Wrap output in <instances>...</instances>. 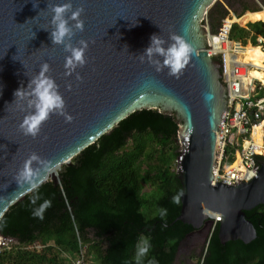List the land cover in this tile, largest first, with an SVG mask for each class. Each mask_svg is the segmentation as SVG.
<instances>
[{"label": "water", "instance_id": "water-1", "mask_svg": "<svg viewBox=\"0 0 264 264\" xmlns=\"http://www.w3.org/2000/svg\"><path fill=\"white\" fill-rule=\"evenodd\" d=\"M218 2L0 0V220L128 116L158 109L176 115L182 144L177 221L193 232L178 253L218 216L222 245L254 241L246 213L264 205L263 149L249 182L212 185L228 104L204 28L214 34Z\"/></svg>", "mask_w": 264, "mask_h": 264}, {"label": "trees", "instance_id": "trees-1", "mask_svg": "<svg viewBox=\"0 0 264 264\" xmlns=\"http://www.w3.org/2000/svg\"><path fill=\"white\" fill-rule=\"evenodd\" d=\"M247 3L218 2L209 24L216 34L228 8L240 23L254 22L234 24L230 39L251 42L240 63L264 70L256 47L264 39V10ZM178 132L176 115L158 109L121 121L63 167L59 183H44L3 215L0 235L12 242L0 248V264H175L180 243L193 232L177 221ZM246 217L254 241L222 245L216 224L196 264H264V205Z\"/></svg>", "mask_w": 264, "mask_h": 264}, {"label": "built area", "instance_id": "built-area-1", "mask_svg": "<svg viewBox=\"0 0 264 264\" xmlns=\"http://www.w3.org/2000/svg\"><path fill=\"white\" fill-rule=\"evenodd\" d=\"M228 11L229 15L221 21L216 34L210 36L207 21L204 28L208 32L207 53L215 59L219 58L222 65L221 81L227 87L228 96L226 111L221 116L216 133V162L212 171V185L221 182L224 185L234 186L239 178L249 182L255 177L252 172L254 149L260 148L264 151V81L250 76L251 71L258 70L263 74L264 71L250 64L239 63L245 59L246 50L254 46L251 42L243 45L230 39L232 26L242 25L236 20L237 17L230 10ZM256 47L262 49L264 53L262 37L257 38ZM178 146L180 153L182 144ZM177 164L176 160V169ZM219 220L220 218L216 219V222ZM7 241L12 242L6 239L0 248L7 246L5 244Z\"/></svg>", "mask_w": 264, "mask_h": 264}, {"label": "rangeland", "instance_id": "rangeland-1", "mask_svg": "<svg viewBox=\"0 0 264 264\" xmlns=\"http://www.w3.org/2000/svg\"><path fill=\"white\" fill-rule=\"evenodd\" d=\"M219 1H220V3H223V5H225V7H227L226 6L227 0H219ZM259 4H261L260 0H248V3H247L248 6H252V7H253V5H257L258 8L260 6ZM228 9L233 13V15H235V12L233 10H231L230 8H228ZM248 23H254V22H247L245 24H242V23H240V24L242 26H246ZM251 70H253V69H251ZM211 230H212V226L208 225L205 228V230H203L199 233H196L193 237L189 238L186 241V243H184V245L182 246L175 264H180V263L196 264V260L200 257V255L203 251V248L205 247V243L207 241V238L209 237V235L211 233ZM9 243H8V241L5 242L6 245H8ZM13 243H15V242H13ZM37 249H39V247H37ZM75 264H78V263H75Z\"/></svg>", "mask_w": 264, "mask_h": 264}, {"label": "bare ground", "instance_id": "bare-ground-1", "mask_svg": "<svg viewBox=\"0 0 264 264\" xmlns=\"http://www.w3.org/2000/svg\"><path fill=\"white\" fill-rule=\"evenodd\" d=\"M239 63H240V62H239ZM263 63H264V62H263ZM240 64H243V63H240ZM253 67H254V68H259V69L263 70L260 66H256V65H254ZM263 71H264V70H263ZM250 76H251L252 78H257V79H260V80L264 81V74H263V72H261V71H258V70L251 71V72H250Z\"/></svg>", "mask_w": 264, "mask_h": 264}, {"label": "clouds", "instance_id": "clouds-1", "mask_svg": "<svg viewBox=\"0 0 264 264\" xmlns=\"http://www.w3.org/2000/svg\"><path fill=\"white\" fill-rule=\"evenodd\" d=\"M176 171H177V169H176ZM218 218H220L219 216L216 218V219H218ZM216 219H215V223L212 225V229H213V227L216 225V224H218L219 222H220V220H221V218H220V220H219V222H216ZM212 231V230H211ZM196 234V233H195Z\"/></svg>", "mask_w": 264, "mask_h": 264}]
</instances>
